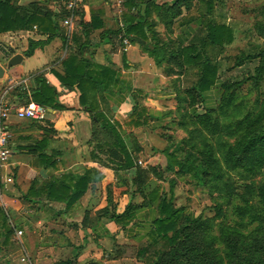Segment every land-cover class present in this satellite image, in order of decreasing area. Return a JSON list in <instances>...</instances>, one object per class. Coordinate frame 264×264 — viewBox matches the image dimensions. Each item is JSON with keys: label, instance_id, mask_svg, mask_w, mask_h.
<instances>
[{"label": "crops", "instance_id": "1", "mask_svg": "<svg viewBox=\"0 0 264 264\" xmlns=\"http://www.w3.org/2000/svg\"><path fill=\"white\" fill-rule=\"evenodd\" d=\"M172 1L153 0L158 6ZM63 2L11 0L21 9L44 6L36 17L41 22L49 13L58 29L52 34L34 25L0 34V65L13 56L11 50L23 57L0 79V105L35 103L42 84L55 94L44 120L12 115L7 121L11 157L0 170V264H154L166 242L155 234L158 202L143 203L155 192L169 196L168 178L149 179L145 199L133 180L138 168L152 167L157 156L163 160L156 152L176 129V91L184 85L121 30L126 8L122 12L113 0H82L72 16L60 19ZM180 20L167 29L153 10L149 17L160 40H198L200 22ZM71 59L75 68L65 65ZM73 74L91 79L86 90L60 81ZM220 96L219 82L197 109L215 108ZM135 108L146 110V126H130ZM107 124L113 129L105 130ZM119 139L130 161L116 146ZM129 205L136 209L127 214Z\"/></svg>", "mask_w": 264, "mask_h": 264}, {"label": "trees", "instance_id": "2", "mask_svg": "<svg viewBox=\"0 0 264 264\" xmlns=\"http://www.w3.org/2000/svg\"><path fill=\"white\" fill-rule=\"evenodd\" d=\"M217 1L173 0L171 3L158 6L153 0H126L127 13L124 15V21L127 25L126 34L134 35L132 40L140 44L143 52L154 59L155 64L163 69L166 76L174 74L178 79L181 77L184 81L191 80L189 86L181 88L189 99V112L185 116L189 115L190 119L196 120V124L208 135L219 137L218 149L204 139L203 148L199 151L200 157L190 156L193 162L187 159L180 160L174 152L170 153L169 149H166L162 152L168 161L166 172H174L178 168L181 174L195 180L198 186L205 189L215 187L221 191L223 187L229 185L225 180L226 173L238 174L246 182L264 174V48L256 54L242 55L235 60L234 66L237 68H241L246 61L258 60V66L252 76L235 84L221 83L219 80L221 63L218 57L233 44L234 36L233 29L221 17H217ZM44 8L42 5L31 4L28 9H21L11 5V0H0V34L27 31L34 25H39L42 32L55 33L58 24L55 25L49 13L41 22L36 17V10L43 13ZM152 10L158 18V23H162L167 29L175 26L177 19H181L180 24L199 21L202 27L200 38L185 45L160 40L155 30L157 23L149 21ZM19 11H30L32 14L22 15ZM184 12L188 13L187 17H183ZM67 16L64 0L59 18L65 19ZM262 27L264 26L258 24L256 29L259 35L264 36ZM30 54L27 53L26 56ZM73 63L75 68L76 63L72 59L65 65L69 68ZM173 65L178 67V71L172 68ZM60 81L65 85L77 84L80 91L84 90V87L86 90L91 83L86 74L85 78L81 74H73L60 78ZM219 82L221 96L217 105L215 108L207 109L204 114H198L195 107L203 104L205 93ZM245 82L251 83L250 89L257 94L252 107L246 110L245 95L238 92ZM54 96L53 90L42 84L41 89L35 91L33 100L44 107H50L55 102ZM178 100L182 102L180 98ZM145 112L144 109L135 108L129 118L130 126L134 128L146 126L149 117L148 114L144 115ZM95 117L99 120L98 115ZM228 117L231 121L225 122ZM102 127L105 130L113 129L109 124ZM226 134L233 142L223 140ZM115 144L124 152L125 160L130 161V155L126 153V143L119 139ZM218 154L222 156V160L218 159ZM125 167L122 166V169ZM152 174L162 177L154 168L136 170L133 180L136 191L143 192ZM174 184L175 181L171 180V196H161L155 192L154 198L143 203L146 205L153 200L158 202L159 219L155 221V234L166 242V250L158 253L154 264H264V182L257 185L251 182L246 185L247 192L254 195L257 201L250 204L249 200L245 199L243 201L245 205L236 208L241 216H247L250 223L257 224V227L249 235L242 234L236 228H223L220 232V242L224 246L222 251L214 250L216 239L207 235V230L211 228V220H202L200 217L182 218V211L173 206ZM229 193L230 198L238 196L234 190ZM135 209L129 205L126 213L129 214ZM218 212L221 213V210Z\"/></svg>", "mask_w": 264, "mask_h": 264}, {"label": "rangeland", "instance_id": "3", "mask_svg": "<svg viewBox=\"0 0 264 264\" xmlns=\"http://www.w3.org/2000/svg\"><path fill=\"white\" fill-rule=\"evenodd\" d=\"M114 1L116 4L120 2V8L123 12L125 10L126 0ZM217 6V17H221L233 29L234 36L233 44L228 46L225 53L218 57L221 63L219 80L221 83L235 84L252 76L258 66V60L246 61L241 68H237L234 65L237 57L241 58L242 55L256 54L264 48V36L259 35L256 29L258 24L264 26V0H218ZM172 68L178 71L176 65H173ZM189 81L191 80H181L184 87L190 85ZM250 85L251 83L245 82L238 90L239 93L245 95V110L252 107L257 95L254 90L250 89ZM178 98L182 102H179ZM177 102L179 106L176 109V129L168 138L166 147L163 146L161 152H156L163 156V160L157 156V159L152 163L153 166L146 167L144 170L154 168L156 172L162 174L161 178L154 174L150 175L149 177L152 181H163L165 178H168V181H175V184L172 186L173 206L182 211V218L197 219L200 217L202 220H211V228L207 230V235L216 239L214 250L222 251L224 246L220 242V232L223 228H236L242 234L249 235L257 227V224L250 223L247 216H241L236 211V208L238 206L243 207L245 205L243 202L245 199L249 200L250 204L257 201L254 195H250L247 192L245 186L251 182H254L255 185L264 182V174L258 175L252 181L246 182L238 174L232 173L227 175L224 171L226 173L225 180L229 185L225 188L223 187L221 191H218L215 187L205 189L198 186L195 180L187 175L181 174L178 168L174 172H166L168 161L166 155L162 153L166 149H169L170 153L174 152L180 160L187 159L189 162H193V158L190 156L200 157L199 151L203 148L202 144L204 139H207L210 145L218 149L217 141L219 137L208 135L200 129L196 124V120L190 119L189 115L185 116L189 112V99L181 89L177 92ZM197 106L199 107L200 105ZM197 106L195 109L198 114H204L206 112V109L200 108L199 110ZM230 121V117L225 119V122ZM223 140L233 142V139L228 134L224 136ZM217 157L219 160H222L220 154ZM168 181L164 182V186L171 191V187L169 188L170 182ZM144 189L140 194L145 199L146 196L144 193L146 191ZM231 190H234L236 194L238 193V196L230 198L229 192ZM219 209L221 213L218 212Z\"/></svg>", "mask_w": 264, "mask_h": 264}, {"label": "built area", "instance_id": "4", "mask_svg": "<svg viewBox=\"0 0 264 264\" xmlns=\"http://www.w3.org/2000/svg\"><path fill=\"white\" fill-rule=\"evenodd\" d=\"M81 2L82 0H66V9L71 16L76 11L77 7L80 5ZM113 2L116 7L120 8V2L118 4H116L114 0ZM64 25L69 26L70 21H65ZM120 27L121 30H125L124 22H120ZM124 44H129L127 39H125ZM12 115L16 116L19 119L44 120L47 115V108L38 103L33 102L29 103L26 106H22L16 109L11 108L6 103H2L0 105V170L7 166L11 157V151L9 148L10 134L7 126V121ZM6 181L8 183H11L12 178H7Z\"/></svg>", "mask_w": 264, "mask_h": 264}, {"label": "water", "instance_id": "5", "mask_svg": "<svg viewBox=\"0 0 264 264\" xmlns=\"http://www.w3.org/2000/svg\"><path fill=\"white\" fill-rule=\"evenodd\" d=\"M10 52L13 56L5 64L0 65V79L4 77L6 70H10L23 62V57L20 54H16L15 50Z\"/></svg>", "mask_w": 264, "mask_h": 264}]
</instances>
